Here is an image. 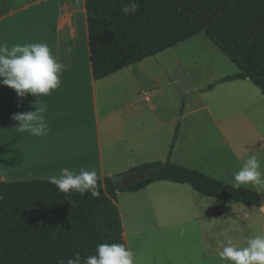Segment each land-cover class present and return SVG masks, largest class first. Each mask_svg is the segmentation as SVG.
I'll return each mask as SVG.
<instances>
[{
  "label": "crops",
  "instance_id": "1",
  "mask_svg": "<svg viewBox=\"0 0 264 264\" xmlns=\"http://www.w3.org/2000/svg\"><path fill=\"white\" fill-rule=\"evenodd\" d=\"M0 42H7L9 48L17 44L46 43L55 60L63 65L57 89L47 96L28 94L19 106L20 98L15 90L0 85V182L48 180L49 176L61 175L64 168L74 175H78L81 169L95 171L97 178L104 179L121 174L131 166L139 167L145 163L164 162L167 159L171 143L168 145L167 141L163 151L157 148L159 155H156L155 148H152L154 128L146 127L145 122L141 123L142 129L139 131L138 116L141 117L143 112L136 96L138 75L134 72V66L101 80L93 79L84 0H13L11 4L7 0H0ZM222 78H215L213 84L200 92L201 95H208V98L202 100L203 97L200 96L193 101L199 103L198 107L192 105L186 112L188 101L185 102L183 120L188 117V125L177 116L168 117L169 123L178 125L170 161L212 177V173L205 171L208 168L213 172L210 166L189 156L195 142H198L197 136L206 134L209 137L207 129L211 132L217 130L226 140L235 133L240 121L249 127L256 126V119L264 123V96L260 90L249 80L219 83ZM149 95L152 102V94ZM142 99L145 102L143 97ZM151 102L145 103L150 106ZM42 103L47 105L46 111L41 113L48 124L47 135L19 133L16 129L19 122L10 117L15 113L37 111ZM150 109L155 111L154 107ZM190 125L192 127L187 128ZM158 126L162 124L158 123ZM248 130L247 134L255 132L253 128ZM142 136L145 139L140 143L138 141V151H133L131 142L134 144ZM182 141L187 145V155L179 154ZM247 143L254 147L246 155L256 154L261 165L259 170L264 173V142L258 135L249 137ZM236 157L238 158L237 154ZM155 183L158 182L150 185ZM150 185L135 193L145 191ZM262 190L256 191L262 193ZM196 198L198 202H203L197 205L198 208L162 210L161 214L175 215L178 218L177 224L183 229V239L189 237L188 234L195 229L200 235L198 239L201 245L209 243L211 239V236L206 235L205 228L228 227L229 220L233 217V211L229 207L235 202H223L199 193ZM211 204L214 208H211ZM258 209L264 212L262 207ZM148 210L150 211L141 209L135 214V221L132 223L137 224L133 225V232L128 231L119 211L123 239L127 248L135 254V264L200 262L180 259L168 254L169 250L165 248V256L145 259L143 248H153L156 240L158 244H167L172 235L169 221L159 212ZM219 252L209 253L205 250L202 261L206 264H218L214 261L217 257L219 260ZM191 254L197 255L196 245Z\"/></svg>",
  "mask_w": 264,
  "mask_h": 264
},
{
  "label": "trees",
  "instance_id": "2",
  "mask_svg": "<svg viewBox=\"0 0 264 264\" xmlns=\"http://www.w3.org/2000/svg\"><path fill=\"white\" fill-rule=\"evenodd\" d=\"M39 1V0H34ZM136 4L137 10L131 11ZM89 60L95 81L204 35L239 73L219 81L249 80L264 96V0H84ZM130 11L124 14L123 8ZM167 159L136 170L151 173L115 188L97 178L95 190L61 192L48 180L0 182V264H58L96 255L98 244L122 243L119 192L159 181L188 185L223 202L261 208V194L211 178ZM127 247V246H126Z\"/></svg>",
  "mask_w": 264,
  "mask_h": 264
},
{
  "label": "rangeland",
  "instance_id": "3",
  "mask_svg": "<svg viewBox=\"0 0 264 264\" xmlns=\"http://www.w3.org/2000/svg\"><path fill=\"white\" fill-rule=\"evenodd\" d=\"M7 1L10 4L13 3V0ZM134 72L138 75L136 96L139 101V107H141L143 112L141 117L140 115L138 116V128L140 131L142 129L141 123L145 122L147 123L146 127L154 128L152 148H155L156 155H159L157 148L163 151L167 141L168 145L172 144L174 134L178 129V125H172L168 122V117L177 116L182 121L185 102L187 103L188 101L186 112L192 105L198 107L199 103H193V101L200 98V96L203 97L202 100L208 98V95H201L200 92L205 91L209 84H213L215 78L233 76L238 74L239 70L201 34L155 57L148 58L134 65ZM142 91H148L152 94L150 106L143 101L140 94ZM258 105L261 106V103H258ZM153 107L155 111L150 109ZM188 120L189 118L186 117L182 122L188 125L190 123ZM158 123H161L162 126H158ZM255 124V127H249L245 126L243 121H240L238 127L235 128V133L227 137L226 140L217 130L211 132L206 128L209 137L205 133V136H197L196 140L198 142H195V147L191 150L192 154L189 156L197 158L199 163L206 164L213 169V172H210L208 168L205 170L207 173H212L213 177L208 175L209 177L233 184L231 182L234 179L233 174L240 170L244 160L250 156L246 155L247 152L254 147L253 144L247 143L249 137L260 135L261 140L264 142V123H260L256 119ZM189 127L192 126H187V128ZM248 128L255 129V132L247 134ZM199 132L196 134H199ZM144 139L142 136L134 144L131 142V149L138 151V141L140 143ZM187 149L186 143L182 141L181 147H179V154L185 153L187 155ZM136 169V166H131L126 171ZM261 173L264 174L263 172ZM262 179H264V175H262ZM134 181L136 180H129L127 185ZM240 187L254 191L263 189L262 191H264V187L252 184L241 185ZM260 194L264 195V192ZM196 196L197 193L187 185H175L165 182L150 185L149 188L140 193H118L116 204L129 232L135 231V226L133 225L137 223L133 224L132 222L135 221V214L141 209L145 211L153 209L171 224L169 230L172 235H170L167 244H158L156 240V245L153 248L149 246L145 249L143 248L145 259H154L153 256H165L166 253L163 249L165 248L169 250L168 254L180 259L191 260L190 262L192 260L200 261L196 264H206L202 261V253L205 250L209 251V253L219 252L228 239H232L240 246H245L248 238L255 235H264V212L256 207L233 203L229 207L233 211V217L229 220L227 228L221 229L214 226L205 228L206 235L211 236L209 243L200 245L198 239L200 235L195 229L191 230L188 234L189 237L186 235L187 238L183 239V234L181 235L182 228L177 224L178 218L175 215L161 214V211L198 208L199 206L197 205H201L203 202H198ZM214 202L220 203L218 201ZM211 208H214L212 204ZM194 245H196V256L191 254L194 250ZM214 262L231 264L228 261L218 260V257Z\"/></svg>",
  "mask_w": 264,
  "mask_h": 264
},
{
  "label": "clouds",
  "instance_id": "4",
  "mask_svg": "<svg viewBox=\"0 0 264 264\" xmlns=\"http://www.w3.org/2000/svg\"><path fill=\"white\" fill-rule=\"evenodd\" d=\"M137 5H132L131 11L137 10ZM130 9L123 8L125 15ZM63 65L58 63L52 55L46 43H29L14 45L9 48L7 42H0V85H5L15 90L19 102L28 95L47 96L51 91L60 86V73ZM36 107V105H32ZM47 105L42 103L37 111L15 113L10 118L19 122L16 128L19 133L28 132L34 136L47 135L49 128L45 123L44 113ZM261 167L256 154L248 156L243 166L236 171L231 181L233 186L239 188L241 185L252 184L264 187ZM61 175L49 176L47 179L54 184L61 192L69 193L76 190L83 194L85 189L92 190L95 197L98 192L95 190L97 184V173L95 171L80 170L74 175L67 168L61 170ZM183 229H181V235ZM96 255L87 256L84 264H135L134 252L129 250L122 243L98 244ZM221 261H228L231 264H264V235H255L247 239L245 246H240L232 239H228L222 250L218 253ZM76 260H68L67 264H76L80 260V254L76 253ZM58 264H64L61 260Z\"/></svg>",
  "mask_w": 264,
  "mask_h": 264
},
{
  "label": "water",
  "instance_id": "5",
  "mask_svg": "<svg viewBox=\"0 0 264 264\" xmlns=\"http://www.w3.org/2000/svg\"><path fill=\"white\" fill-rule=\"evenodd\" d=\"M151 173L150 170H129L118 175L111 176V181L115 188L127 186L129 180H138ZM261 204L264 209V195H261Z\"/></svg>",
  "mask_w": 264,
  "mask_h": 264
},
{
  "label": "built area",
  "instance_id": "6",
  "mask_svg": "<svg viewBox=\"0 0 264 264\" xmlns=\"http://www.w3.org/2000/svg\"><path fill=\"white\" fill-rule=\"evenodd\" d=\"M141 95L144 98L146 103H150L151 102L150 95H149L148 91H142Z\"/></svg>",
  "mask_w": 264,
  "mask_h": 264
}]
</instances>
